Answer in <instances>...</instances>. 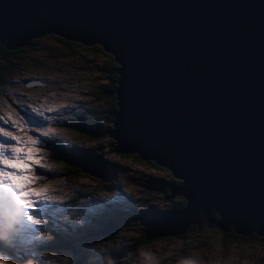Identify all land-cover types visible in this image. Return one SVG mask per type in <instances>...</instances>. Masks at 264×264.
Returning <instances> with one entry per match:
<instances>
[{
	"label": "water",
	"instance_id": "water-1",
	"mask_svg": "<svg viewBox=\"0 0 264 264\" xmlns=\"http://www.w3.org/2000/svg\"><path fill=\"white\" fill-rule=\"evenodd\" d=\"M45 33L112 57L111 151L179 180L142 238L264 235V0H0L4 49Z\"/></svg>",
	"mask_w": 264,
	"mask_h": 264
},
{
	"label": "rangeland",
	"instance_id": "rangeland-1",
	"mask_svg": "<svg viewBox=\"0 0 264 264\" xmlns=\"http://www.w3.org/2000/svg\"><path fill=\"white\" fill-rule=\"evenodd\" d=\"M57 37L48 33L35 36L33 43L28 48L25 46L26 49L9 66H1L0 62L3 71L0 80V117L7 121H0V127L11 124L12 119L9 120L8 116L10 113L18 115L17 108L25 109L28 105L44 108L46 104H50L48 108L52 104L62 108L63 111L56 115L59 117L56 124L49 126L55 133L49 143L66 147L68 145L64 141L70 138L71 145L80 147L83 152L78 163L83 169V177L64 178L61 162L49 160L44 149L36 155L41 165L51 170L52 179H45L31 160L28 164L33 167L34 182L36 173L42 174L39 179L45 180L34 189H47L48 196L57 201L64 200L54 207V213L45 221L50 220L53 231L60 234L63 230L67 231L63 227L73 228H69V233L63 236L58 252L44 249L43 244L52 239V232L44 229L38 233L39 240L26 235L13 244L16 248L8 246L10 244L3 246L5 251H0L1 256L6 257L10 264H20L21 259L38 264H264V235L252 233L238 237L237 241H229L220 238L212 227L198 229L203 230L201 232L187 228L177 236L167 235L138 244L142 228L147 226L131 214L135 215V210H149L158 215L171 209L172 204L182 198H164L169 193L163 192L166 183L164 186L162 180L170 177L165 168L151 169L148 164L135 160L131 156L133 154L120 156L111 151L113 142L110 144L108 137L98 138L90 133L82 135L71 128L77 115L87 114L97 121L107 109V103L97 100L99 85L103 84L99 68L104 64L106 53L95 44H79L78 47L76 42L67 40L71 44H59ZM2 61L6 63V60ZM16 97H21L24 103L21 104ZM2 139L0 137V141ZM14 167L23 169L24 165L16 164ZM159 178L161 181L155 180ZM112 194H120L121 200L117 198L115 205L121 206L122 201L127 203L129 209L119 210V215L123 217L118 220H114L117 213H109V206L100 207L98 204L105 198L112 202ZM69 198L75 201L70 202ZM75 213L80 215V219L75 217ZM85 216L87 223L83 220ZM91 217L103 218L104 223L98 224ZM92 222L105 228L114 224L115 231L94 235L88 232V229L94 228ZM134 245L135 249L131 251ZM80 253L86 255L85 262Z\"/></svg>",
	"mask_w": 264,
	"mask_h": 264
},
{
	"label": "snow or ice",
	"instance_id": "snow-or-ice-1",
	"mask_svg": "<svg viewBox=\"0 0 264 264\" xmlns=\"http://www.w3.org/2000/svg\"><path fill=\"white\" fill-rule=\"evenodd\" d=\"M16 99L21 104L24 103L21 97ZM16 111L18 120L12 121V127L22 130L26 125L33 134L36 132L39 134L29 135L28 142L22 143L11 131L0 127V137L16 142L15 144L0 142V246L17 244L26 235H30L33 240H39L38 233L44 231L42 225L45 218H50L54 213V209L49 206L54 198L47 195V189L35 190L32 187L34 183L32 165L43 166L36 154L47 147L48 140L44 138L55 136V133L46 124V118H43L44 111L32 108L31 105L24 110L17 108ZM45 111L51 112L56 109L49 108ZM8 119L11 120V117ZM0 121L7 123L3 117H0ZM5 152L11 155H5ZM30 160L32 165L28 164ZM16 164H23L24 168H15ZM35 175L39 178L42 174ZM83 220L87 223V216ZM5 259L7 258L0 257V264H3Z\"/></svg>",
	"mask_w": 264,
	"mask_h": 264
},
{
	"label": "trees",
	"instance_id": "trees-1",
	"mask_svg": "<svg viewBox=\"0 0 264 264\" xmlns=\"http://www.w3.org/2000/svg\"><path fill=\"white\" fill-rule=\"evenodd\" d=\"M57 41L59 42V44H71L70 42H67L66 40H63L59 37H57ZM34 39L33 37L26 40V42L16 48L13 49H4L2 44L0 43V62L2 63L1 66H9L10 63H12L13 61H15V59L19 56V54L22 52V50H25L26 48H28L30 46L31 43H33ZM76 46L80 47L79 43L75 44ZM23 46V47H22ZM26 46V48L24 49V47ZM1 55H5L1 56ZM12 58V59H11ZM2 60H6V63H4ZM99 71L101 72V76L103 79V84L99 85L98 88V92H97V100L102 101L107 103V109L104 111V114H102V116L98 119L97 121H95L94 117H89L87 114L83 115L81 114L78 117H75L74 120L72 121V125L71 128L76 132V133H80V134H93L94 137H98V138H107V135L104 133L105 130H107L108 128H110V121L112 119V112L114 111V109H116L115 106V101H114V94H113V89L115 88V79H116V74H115V63L112 60V57L108 54H106L105 58H104V64L102 66V68H99ZM3 71H1V67H0V80H1V74ZM111 140V139H110ZM112 141H110L111 144ZM112 145H110V149H111ZM46 151H47V157L49 160L53 161H60L61 162V169L62 172H64L62 174V176L66 179H75L77 177H83L82 176V170L81 167L79 166L78 163V159L82 156V150L80 149V147H77L76 145H71V146H66V147H60L57 144H52V143H48L47 147H46ZM120 156H130L129 154H120L118 153ZM133 156V158L137 161H140L142 164L146 163L148 164L150 167L149 168H154V169H159V166H157L156 164H154L152 161H144L140 158H138L135 154L131 155ZM107 171V169H106ZM167 180H162V182H164V186L165 183H169V182H173V183H178L176 180L172 179V177H167ZM156 181H161L160 178L159 179H155ZM163 192L165 193H169L167 187L165 186L163 188ZM70 202H74L75 200H73L72 198H69ZM173 206L171 208H178L180 206H183V199H181L180 201H177L176 204H172ZM76 214V218L80 219V215L78 213ZM155 212H150L149 210H142V211H136L135 210V215L132 213L131 216L137 218L138 220H140L141 223H143V218L144 217H152L155 216L154 215ZM123 217V216H122ZM92 221H96L98 224H103V218H95V217H91ZM48 227L47 229L49 231H51V236L52 239L49 240L48 243L43 244L45 245L44 249H48L50 251H60L59 249V244L62 242V239L66 236V233L68 234L69 232V228H73V227H63L64 229H66L67 231L63 230V233L60 234L59 231H53L54 227L52 226L51 223H48ZM92 226L94 227L93 229H88V232L93 233L94 235H101L102 232L105 233V231H109V230H113L115 231V227L113 224V227L108 226L107 228L105 227H100V226H96L93 222L91 223ZM89 224V225H91ZM100 228V229H99ZM207 228V227H206ZM205 228V229H206ZM216 229V234L222 238V239H227L229 241H237L236 239L238 237L244 236V235H239V234H235L232 231L229 232H223L220 231L219 229H217L216 227H212ZM211 228V229H212ZM104 229V230H103ZM188 230H193V231H203V230H198L195 225H189L188 226ZM209 230V229H208ZM143 231L144 228H142V234H141V238H139L138 244L141 243H145L149 240H147L146 238H142L143 235ZM206 231V230H204ZM100 233V234H99ZM251 234V233H250ZM252 235H254V233H252ZM257 235V234H256ZM64 236V237H63ZM111 236V234H110ZM160 238H165L164 237H160ZM137 244V245H138ZM55 248V249H54ZM66 250V252L70 253L72 252V250H68L65 248H61ZM135 249V245L131 248V251H133ZM0 251L4 252L5 249L3 248V246H0ZM70 251V252H69ZM84 253H80L79 256L83 259V262H85L86 260L84 259ZM86 256V255H85ZM39 262H34L32 260L29 259H21L20 264H38Z\"/></svg>",
	"mask_w": 264,
	"mask_h": 264
},
{
	"label": "bare ground",
	"instance_id": "bare-ground-1",
	"mask_svg": "<svg viewBox=\"0 0 264 264\" xmlns=\"http://www.w3.org/2000/svg\"><path fill=\"white\" fill-rule=\"evenodd\" d=\"M35 38V37H34ZM33 38V39H34ZM93 44H95V45H97V46H99L98 44H96V43H93ZM81 45V44H80ZM91 45V44H90ZM83 46H85V45H83ZM158 166V165H157ZM159 167H161V166H159ZM161 168H164V167H161ZM171 176V175H170ZM172 179H174V180H177V179H175V178H172ZM179 181V180H178ZM172 197H180V198H182L183 199V197L182 196H180V195H176V196H172ZM168 199V198H167ZM183 202H184V199H183ZM254 235H256V234H254ZM257 236V235H256ZM47 249V248H46ZM55 249V248H54ZM100 257V256H99ZM101 258V257H100Z\"/></svg>",
	"mask_w": 264,
	"mask_h": 264
},
{
	"label": "clouds",
	"instance_id": "clouds-1",
	"mask_svg": "<svg viewBox=\"0 0 264 264\" xmlns=\"http://www.w3.org/2000/svg\"><path fill=\"white\" fill-rule=\"evenodd\" d=\"M64 143L67 144L68 146H71L72 141H71L70 138H67V139H65ZM10 224H11V221L9 220V225H10Z\"/></svg>",
	"mask_w": 264,
	"mask_h": 264
},
{
	"label": "flooded vegetation",
	"instance_id": "flooded-vegetation-1",
	"mask_svg": "<svg viewBox=\"0 0 264 264\" xmlns=\"http://www.w3.org/2000/svg\"><path fill=\"white\" fill-rule=\"evenodd\" d=\"M119 218H121L120 216H116V215H114V220H118ZM103 222H104V220H103ZM116 225L118 224V223H116V222H114Z\"/></svg>",
	"mask_w": 264,
	"mask_h": 264
}]
</instances>
